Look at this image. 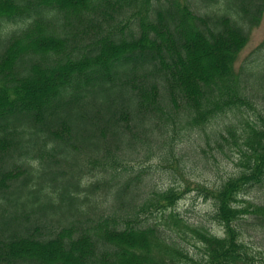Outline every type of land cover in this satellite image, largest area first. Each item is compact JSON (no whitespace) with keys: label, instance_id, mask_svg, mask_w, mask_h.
I'll list each match as a JSON object with an SVG mask.
<instances>
[{"label":"trees","instance_id":"16d2710c","mask_svg":"<svg viewBox=\"0 0 264 264\" xmlns=\"http://www.w3.org/2000/svg\"><path fill=\"white\" fill-rule=\"evenodd\" d=\"M263 14L264 0H0V264H264L242 233L264 234V204L245 198L264 187V60L235 68ZM191 135L197 163L211 152L231 172L179 169ZM153 159L175 173L164 188ZM193 192L221 235L178 212Z\"/></svg>","mask_w":264,"mask_h":264},{"label":"rangeland","instance_id":"374dc122","mask_svg":"<svg viewBox=\"0 0 264 264\" xmlns=\"http://www.w3.org/2000/svg\"><path fill=\"white\" fill-rule=\"evenodd\" d=\"M250 35L248 44L238 56L237 63L235 64L236 69H239L243 64H249L250 62H256L257 60L260 61L259 59L264 60V50L259 51L258 49L259 45L264 40V14L258 26L251 30ZM203 58L204 57L200 56L202 62ZM260 102L264 103V98H261ZM188 139L189 141L185 140L187 141V144L181 145L179 149L181 150V154L186 152L189 156H186L181 166L178 167L179 169H183L184 172L186 169H189L187 170L188 175H191L192 179L212 184L214 181L219 180L218 174L219 176H224L231 172V164L223 160L221 157L217 158L219 163L214 164L211 158L213 153L211 152L205 157L207 160L206 163H203L202 161L197 163V160L202 158L200 149H193L194 153L191 155L193 150L191 151V149H189V145L192 146L195 144L196 139L193 135L189 136ZM149 165L153 168L150 172L153 185L159 188H164L171 183L172 175L175 174L171 169L167 166H162V168L157 162V159H153ZM245 198L256 204H264V187L250 190ZM177 210L189 224H203L211 233L217 235L222 234L221 227L214 221L210 220V217L213 214L211 203L197 196V193L193 192L185 194L177 204ZM242 233L244 243L249 245L253 252L259 254V256L264 259V234L254 229H246V231L242 229ZM186 248H188L192 254H195V250L192 247L187 246Z\"/></svg>","mask_w":264,"mask_h":264},{"label":"bare ground","instance_id":"6f19581e","mask_svg":"<svg viewBox=\"0 0 264 264\" xmlns=\"http://www.w3.org/2000/svg\"><path fill=\"white\" fill-rule=\"evenodd\" d=\"M121 158V157H120ZM128 158V157H127Z\"/></svg>","mask_w":264,"mask_h":264}]
</instances>
